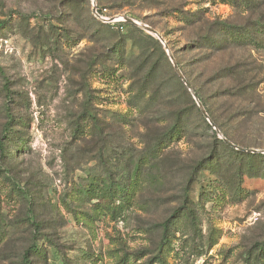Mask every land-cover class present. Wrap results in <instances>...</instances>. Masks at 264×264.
I'll return each instance as SVG.
<instances>
[{
  "label": "rangeland",
  "instance_id": "1",
  "mask_svg": "<svg viewBox=\"0 0 264 264\" xmlns=\"http://www.w3.org/2000/svg\"><path fill=\"white\" fill-rule=\"evenodd\" d=\"M251 1L0 0V264H24L29 249L33 264H65L83 252L93 257L79 264H124L126 254L127 264H155L163 222L188 212L205 175L234 188L214 207H193L196 230L178 223L169 264H257L264 169L245 175L239 190L240 162L225 144L236 148L215 128L264 153V0ZM123 16L141 24L125 25ZM213 22L263 46L227 41ZM89 116L101 129L90 131ZM175 123L180 139L150 158ZM146 155L123 219L95 216L73 199L92 175H133ZM69 207L88 211L92 224L77 222Z\"/></svg>",
  "mask_w": 264,
  "mask_h": 264
},
{
  "label": "trees",
  "instance_id": "2",
  "mask_svg": "<svg viewBox=\"0 0 264 264\" xmlns=\"http://www.w3.org/2000/svg\"><path fill=\"white\" fill-rule=\"evenodd\" d=\"M232 3V1L235 3L236 0H227ZM242 4H245V6L253 5L255 1L251 0H241ZM98 12L102 14V9H98ZM35 17H37L36 14H33ZM20 20L24 21L28 19V16L19 14ZM185 18V17H184ZM40 19V18H38ZM184 20L189 21L187 18ZM6 24V22L4 23ZM125 25L132 26L131 23H124ZM213 28H216L220 33L217 35H228L229 38L227 41L235 42V43H243V44H255V47H262L263 41L257 42L253 38L246 36L244 32H240L242 29H237L234 25H229L224 22H213ZM260 24V23H259ZM258 30L264 35V25L260 24ZM6 26V25H5ZM239 33V36L237 37L236 34ZM67 38V37H66ZM68 39V38H67ZM154 39V38H153ZM205 39L210 41L211 43L220 46L221 43H214L213 38L210 36L205 37ZM157 44L159 43L157 39H155ZM208 41V42H209ZM47 42H43L42 47L46 46ZM50 48V47H46ZM118 60L119 63L122 61L121 59L122 54L121 50L122 47H119L118 49ZM153 70V69H152ZM151 70V72H152ZM102 73L107 74H113L114 70L112 68H104ZM149 72V76L152 75V73ZM7 85V82H6ZM134 94L132 96V100L135 99V97L138 95ZM132 102V101H131ZM209 112V111H208ZM200 113V111H199ZM120 117L122 115H119ZM90 119V131L96 129H101L102 125H100V121L95 116H89ZM14 118L9 120L5 124V130H4V138L9 139V135L12 131H9L10 125L12 122H14ZM129 120V119H127ZM108 120H105V123ZM206 122V120H205ZM78 132L83 133L82 130L77 129ZM182 128L175 123V126H173L169 133L165 135V137L161 138L156 147L153 148L150 152V158H155L160 155V150L162 147H166L169 143L173 142L174 140L180 139L182 136ZM77 132V133H78ZM13 136V135H12ZM10 135V137H12ZM17 140H20L21 138L18 136V134L14 135ZM0 145L3 147L5 144H3V140H0ZM25 145V143H23ZM226 147H229L233 153L236 155V159L240 162L239 170L240 175H238V189L241 190V184L243 182V178L245 175L254 176L258 174L260 169H264V153L258 152V151H241L238 149L231 148L230 146L226 145ZM146 158V159H144ZM150 159H148V156H143L139 159V161L135 165V171L132 175V173H126V175H122L120 178H112V179H106L105 177L101 178L100 175H92L84 184L79 187V189H75V193H73V199L78 201L79 205H84L86 203H90L91 208V214L99 215V214H109L114 219H123L124 214L131 208V205L135 199L136 192L140 187L141 177H142V167L145 166V164H149ZM239 172V171H238ZM255 173V174H254ZM236 180V179H234ZM236 182V181H235ZM234 187H232V183H228L226 181L222 180H215L209 177L208 175L204 176V180L200 182L199 186V193L198 196L191 200L190 207L188 208V212L183 211V214L179 216L180 214H174L172 218H168L163 222V228H164V234L162 237V240L159 244L157 255L153 259V263L155 264H169L168 262V253L169 250L172 248V242L175 238H177L178 231V223L181 220H184V222L189 223L191 228L197 229L196 221L194 216H192L191 211H193V207H197L196 211H198V207L200 209L204 208L203 204L207 202L210 203V207H214L216 199L224 200V198H227V195L230 194V192L233 190ZM193 190V188H192ZM218 195V196H217ZM245 196H247L245 193L242 194L239 198L242 199ZM233 199V197H231ZM234 200V199H233ZM69 211L71 214H73L74 218L77 220V222L85 221V225L92 224V220L95 217L90 216V213L88 211H82L79 208H72L69 207ZM198 213V212H196ZM39 226V225H35ZM217 239L211 237V242L209 243L210 246L216 244ZM261 246V253L257 257V264H264V244H259ZM32 249H29L23 256V262L24 264H33V261L31 260L29 256V252ZM36 253L39 255H43L42 251L40 249H37L36 247L33 248ZM93 257V253H87L83 252L82 255H79L76 257V259L73 260H67L65 264H79V261L81 260H88ZM131 256L128 254L125 255V257L122 259V262L124 264H127L128 259ZM136 258H140L139 256H136Z\"/></svg>",
  "mask_w": 264,
  "mask_h": 264
},
{
  "label": "water",
  "instance_id": "3",
  "mask_svg": "<svg viewBox=\"0 0 264 264\" xmlns=\"http://www.w3.org/2000/svg\"><path fill=\"white\" fill-rule=\"evenodd\" d=\"M93 12H94L96 15H99V13L97 12L96 7H94ZM109 20H113V18H112V19H109ZM122 20L127 21V22H130V23H133V24H138V25L141 24V23L138 22L137 20H135V19H133V18H131V17H128V16H123V17H122ZM146 27L149 29L150 32H152L153 34H155L159 39H162L161 35H160L155 29H153V28H151V27H148V26H146ZM174 66H175V69H176V70L178 71V73L180 74V76L183 78V76H182V74H181V72H180V69H179V67H178V65H177V63H176L175 61H174ZM183 80L186 81L184 78H183ZM194 95H195V94H194ZM201 109H202V112H203L204 116L208 118V114H207V112L205 111V109H204L203 106H201ZM211 123H212L213 126H215V124H214L213 122H211ZM215 128H216L217 132L222 136V138H223V139H224L229 145L235 147L236 149L246 150V151H259V150H257V149L243 148V147L237 146L236 144H234V143H232L230 140H228L226 137H224L223 134L220 132V130L217 129L216 126H215Z\"/></svg>",
  "mask_w": 264,
  "mask_h": 264
}]
</instances>
